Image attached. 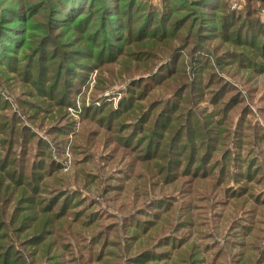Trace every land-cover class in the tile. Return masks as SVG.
Wrapping results in <instances>:
<instances>
[{"label": "rangeland", "instance_id": "1", "mask_svg": "<svg viewBox=\"0 0 264 264\" xmlns=\"http://www.w3.org/2000/svg\"><path fill=\"white\" fill-rule=\"evenodd\" d=\"M260 26L264 33V0H0V264H264V37L252 33ZM251 33L254 47L240 46L237 37ZM92 97L109 104L82 117ZM161 100L180 104L158 164L169 146L166 162L182 165L164 172L185 174L182 149L193 172L205 166L178 185L164 188L159 177L145 195L139 172L155 160L129 153L142 135L121 138ZM188 105L199 112L195 131L171 143L170 131L190 121ZM64 131L60 168L33 169L44 175L32 191V163L50 161L38 137ZM15 153L27 158L21 187L8 164ZM153 197L149 210L167 218L174 202L176 221L142 235L147 217L137 210Z\"/></svg>", "mask_w": 264, "mask_h": 264}, {"label": "trees", "instance_id": "2", "mask_svg": "<svg viewBox=\"0 0 264 264\" xmlns=\"http://www.w3.org/2000/svg\"><path fill=\"white\" fill-rule=\"evenodd\" d=\"M228 17H230V16H228ZM233 18H234V16H233ZM235 22H238V24H239V23H241V20L239 18H235ZM232 27H233V25H230L229 28L231 29ZM260 28L263 29V26H260L258 28H253L252 29V33H256L257 34L256 35V39L257 40L259 39V37H262V36L264 37V33L262 32V30ZM252 33H251V36H249L250 37L249 40H251L252 37H253V40H254V36H253ZM242 38H244L245 40H242ZM247 39H248V35L243 34L242 36L237 37L236 41L238 42V44L240 46H248L249 48H253L256 42L253 41V40L248 41ZM263 45H264V43H263ZM108 52L109 51H107L106 55H105V51L103 53H101V54H103V56L106 57L109 54ZM262 53L264 55V51ZM162 79H164V78H162ZM161 80H159V81H161ZM54 86H55V88H57V86H58L57 83ZM48 89H49V87H48ZM181 89H183V87ZM223 90L224 91H221L220 94H219V92H216L215 96L217 97L218 95H220V97L222 98L223 94L225 93V87H224ZM74 95L75 94H72V96H70V98L69 97L67 98V96H68V93H67V95L64 98L63 97H61V98H63L64 100H68V103L66 104L67 106L75 107L76 103L74 101L75 99L73 98ZM99 96H103V94H101ZM220 97H217L215 100H213V102H216V101L220 100L221 99ZM95 98L96 97H94V98L92 97V100H90L88 102H85V103H82V105H81L82 111H80L81 114H82V117L87 112H95L96 110H99L101 107L106 106V105L109 104V102H106L105 100H102V102H100V103L97 102V101H94ZM100 98L102 99V97H100ZM181 99H183V98H181ZM181 99H180V102L182 101ZM160 102L163 103V107L160 106V108L156 111L154 116L152 115L153 109H151L154 104H151V106L146 108L145 112H140V115L137 118L138 121H137V126L136 127L133 125L130 128V126H131L130 124H128L129 126L124 127L125 128L124 131L127 132V133L124 136H122V138H121V139H124V137H125V139H126L127 137H129L130 133L136 132V134H134V135L129 137V138H131V141H132V139L135 138V135H137V134L142 135V137H140L139 139L137 138L138 139L137 140V146L134 149H131L132 148V146H130L131 141L126 142L124 147H128V148L130 147L131 151L129 153L132 154L133 156L135 155L134 157L136 159L138 158V160H141V162H147V161L152 160V159L155 160L154 163L151 162V163L146 165V167H147V171L146 172H139V174H144L143 175V180H142V182H143V186L142 187L144 188L143 191H144L145 195H146V193L149 190L153 191L155 186L156 187H160L159 185H160L161 182L158 179L159 177L163 176L164 177L163 179H165L162 182L164 188L166 187L165 184L166 183L168 184L169 182H171L173 185H178L179 183H182V181L185 178H191V177H188L189 176L188 174H190V175L192 174V176L193 175H200L199 171L201 169H203V167L205 166V164L199 165L200 169L197 171L198 173L197 172H193L192 168L196 167V166H194V162H193L192 158H190L191 160H189V159H187V155H183L184 152H187V150L182 149L180 154H179V156H180V159L184 158V159L187 160L185 162V164L187 163V168H186L185 174L176 176L174 172H164V171H167L170 168V165H172V167H177V168H180L181 165H182V162L177 163L176 166H174L175 164L173 162L172 163H167L166 162L168 154L169 155L174 154L175 151H176L175 147H169V146H168V150H167V148H165V150H164L165 151V155H164V161H165L164 165L165 166L158 164L161 161L162 157H163L162 154L164 153V152L161 153L162 150H163V145L165 144V143L162 144V140L166 138L165 131H166V128H167V123L172 121V119H173L172 115H174L176 113V111L179 109V104H180V102H179V103H175L174 105L169 106V105H165L164 101H162V100ZM190 102H191V100L184 99L182 105H185V104L190 103ZM221 102L224 103L225 106L230 104V101L227 102L226 99H223L218 104H221ZM209 103L211 105H213V107H214V105H217V104L212 103L210 101H209ZM205 109L207 110V108H205ZM206 110H203V111H206ZM194 114H196L198 116L199 112L196 110L195 107L192 108V107L189 106V108L186 110L185 114H183V115H184V119H186L187 115H191V118L189 119L190 121L184 122L182 124V126H180L178 128V130H176V127H177L176 126L175 129H172L170 131V133L168 134V139H169V141L171 143H174L176 138H180L181 139L183 137V140L185 141V140H189L192 137L191 131L192 130L195 131V125L194 124H195L196 117H193ZM180 115H181V113L178 114V116H180ZM178 116H176V117L179 119ZM151 117H152V122H151V126H149L148 122L150 121L149 119ZM12 121H13L12 116H10L8 119L6 118V122L7 123H11ZM203 123H204V121L199 120L196 123V125L200 126ZM26 128L28 129V135L29 136H32V135L36 134L35 132H34L35 134H32V131L30 130V128H28V127H26ZM69 129H70V127L68 126L67 127V131ZM168 129H169V127H168ZM208 129H209L208 127L205 128V131H204L205 135L207 134V131H209ZM67 131L63 132V133H66V134H64V136L62 138H60V136H58V140H56L55 138H48V137H50L49 135L46 136V138L38 137V139H40L39 140L40 146L43 145V147L47 148L46 153L48 154V158H49L50 161H49V163L46 160L44 162H42L41 158H38V160L35 161L37 163H32V168L30 170H28V171H30V175L32 176L34 181H36L35 183H33L32 191L34 190V191H36L38 193V188H35V187H36V185H38V181L43 182L42 181V176L44 175V172H43L44 170H39V171H42V174H38L33 169H35V168L36 169H43L45 167V165H48L47 169H50V167H51L50 164H52L53 166L57 167V169L60 168V164H61L60 161L63 158L62 157V153H63V149H64L63 146H64V144L67 141V139H66L67 138ZM182 132H183V136H182ZM51 133L52 134H56L55 131H52ZM177 135H178V137H177ZM13 142L14 141L12 139H10V141L8 143L11 144ZM143 143H145V146L143 145ZM185 144L187 145V143H185ZM52 149H54L55 157L52 154ZM136 150H139V152H135ZM12 151H13V148H12ZM12 151L9 150V149L7 150V153L4 156L5 160H9L10 154L14 153ZM77 151H81V150L77 149L76 152ZM39 152H41L40 153L41 156L45 157L43 152H42V150L35 152L36 155H38ZM132 152H135V154H133ZM190 153H191V148H190ZM14 156L15 157L11 160V163H8V164L12 165L11 169H14V171H15L14 175L12 176V178L16 177V179H15V181L13 183V187H16V186L17 187H21V186L25 185V184H23L22 176L26 175V172H27V170H26L27 158H25L23 156L20 157V155L16 154V153L14 154ZM81 161H80V163H82ZM236 161H237V158L232 160V162L234 164L237 163ZM203 162H204L203 159H201V163H203ZM229 162H230V156L228 154L226 156V158H225V163H226L225 167L226 168H227V165L229 164ZM204 163H207V161L204 162ZM73 164L75 165V161H74ZM252 165H254V163H252ZM126 166L132 168L131 166H129L127 164H126ZM161 166H164L163 170H161V168H160ZM206 167H207V164H206ZM221 169L224 170V167H222ZM205 174H207V172ZM170 175H174V176H170ZM149 176H150L151 180H149ZM154 177H156L158 179L156 184H155ZM180 178H183V179L181 180V182H178L180 180ZM192 183H193V181L190 180V182H187L186 184L188 185V184H192ZM44 185H46V183ZM216 185H217V183L215 184V187H216ZM239 192H240V188H239L237 193H239ZM64 195L65 194H63V196H59V198L62 199L64 197ZM138 196L144 198L143 195H141V196L138 195ZM152 199H154V201H152L149 205L144 206L142 208H138V210H137L138 213L143 211L146 214V217H147V219L143 222L144 223L143 224V228L141 229L142 230V235L143 234H147V232L149 230H155L156 226H162L163 225L165 228L170 227L171 224L176 221L174 219V216H176L178 214V206H176V204L174 202H170V204H173V205H169V206L165 207V209L163 210L165 212L169 211L171 213L167 218L162 217L159 213H156L155 211L149 210L151 207L152 208H158V205L156 203H158L159 200L155 199V197H153ZM55 200H56V198L53 199V201H55ZM174 201L177 202V200H174ZM145 203H147V202H145ZM129 216L130 215H127L126 217H129ZM11 220H12V222H10V223H13V219H11ZM160 220H161V225H160ZM149 240H151V239L149 238Z\"/></svg>", "mask_w": 264, "mask_h": 264}]
</instances>
